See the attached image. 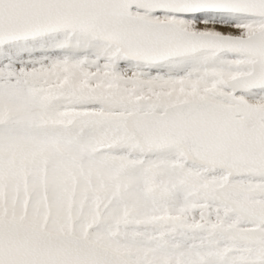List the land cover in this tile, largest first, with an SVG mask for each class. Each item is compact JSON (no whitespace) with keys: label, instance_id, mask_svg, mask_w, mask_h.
Instances as JSON below:
<instances>
[{"label":"snow or ice","instance_id":"snow-or-ice-1","mask_svg":"<svg viewBox=\"0 0 264 264\" xmlns=\"http://www.w3.org/2000/svg\"><path fill=\"white\" fill-rule=\"evenodd\" d=\"M0 264H264V0H0Z\"/></svg>","mask_w":264,"mask_h":264}]
</instances>
